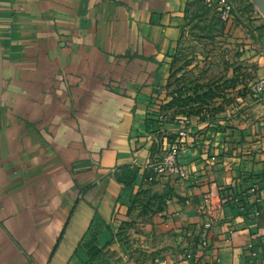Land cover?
Returning a JSON list of instances; mask_svg holds the SVG:
<instances>
[{
    "label": "crops",
    "instance_id": "0c3cea01",
    "mask_svg": "<svg viewBox=\"0 0 264 264\" xmlns=\"http://www.w3.org/2000/svg\"><path fill=\"white\" fill-rule=\"evenodd\" d=\"M188 3L0 0V264H89L124 242L156 253L153 264H264L261 93L244 98L241 137H209L184 117L186 176L148 179L180 140L167 84ZM233 31L228 45L256 70L257 33Z\"/></svg>",
    "mask_w": 264,
    "mask_h": 264
},
{
    "label": "rangeland",
    "instance_id": "374dc122",
    "mask_svg": "<svg viewBox=\"0 0 264 264\" xmlns=\"http://www.w3.org/2000/svg\"><path fill=\"white\" fill-rule=\"evenodd\" d=\"M225 2L232 5L226 18L221 0H189V31L173 59L167 84V106L172 113L198 117L195 123L202 127L203 134L218 139L241 137L252 123L248 105L241 106L245 97L252 101L254 94H259L255 78L262 76L258 70L264 64V16L253 0ZM235 25L257 33L253 39L260 46L256 56L262 57V62L256 64V70L239 59L246 48L234 51L228 45L233 43ZM225 106H229V112L222 114L223 109L227 111ZM146 249L141 244L124 242L118 253L102 252L89 264H153L156 253Z\"/></svg>",
    "mask_w": 264,
    "mask_h": 264
},
{
    "label": "built area",
    "instance_id": "2783aa9c",
    "mask_svg": "<svg viewBox=\"0 0 264 264\" xmlns=\"http://www.w3.org/2000/svg\"><path fill=\"white\" fill-rule=\"evenodd\" d=\"M223 4L222 10L224 12V17H229L230 12L232 11V5L221 0ZM255 89L264 96V77L255 79ZM179 123L181 125L178 135L180 136L179 143L176 145L170 146L166 151L165 155L162 156L160 160L151 164L150 173L148 175L149 180H153L157 175H176L180 177H185L186 173L183 169V166L179 162V152L180 146L183 140L187 137L188 134V123L186 118H179ZM162 125V124H161ZM162 142L166 144L167 137L162 135ZM202 245L206 248V242H202ZM186 259L195 260L196 254L193 251H188L185 254ZM195 264V263H193Z\"/></svg>",
    "mask_w": 264,
    "mask_h": 264
},
{
    "label": "trees",
    "instance_id": "16d2710c",
    "mask_svg": "<svg viewBox=\"0 0 264 264\" xmlns=\"http://www.w3.org/2000/svg\"><path fill=\"white\" fill-rule=\"evenodd\" d=\"M136 172L129 168V167H123L121 168V171L118 173L119 179L125 184L130 185L134 178H135ZM100 250L94 246L89 250V254L93 257L95 252H99Z\"/></svg>",
    "mask_w": 264,
    "mask_h": 264
},
{
    "label": "water",
    "instance_id": "95a60500",
    "mask_svg": "<svg viewBox=\"0 0 264 264\" xmlns=\"http://www.w3.org/2000/svg\"><path fill=\"white\" fill-rule=\"evenodd\" d=\"M261 14L264 16V0H253Z\"/></svg>",
    "mask_w": 264,
    "mask_h": 264
}]
</instances>
